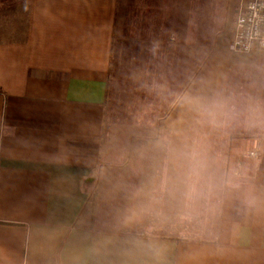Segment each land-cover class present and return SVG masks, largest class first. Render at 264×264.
<instances>
[{"label":"crops","instance_id":"crops-1","mask_svg":"<svg viewBox=\"0 0 264 264\" xmlns=\"http://www.w3.org/2000/svg\"><path fill=\"white\" fill-rule=\"evenodd\" d=\"M237 8L1 0L0 264H264V50H232Z\"/></svg>","mask_w":264,"mask_h":264},{"label":"built area","instance_id":"built-area-1","mask_svg":"<svg viewBox=\"0 0 264 264\" xmlns=\"http://www.w3.org/2000/svg\"><path fill=\"white\" fill-rule=\"evenodd\" d=\"M264 50V0H238L231 48L239 53ZM257 157L256 151L251 152Z\"/></svg>","mask_w":264,"mask_h":264},{"label":"rangeland","instance_id":"rangeland-1","mask_svg":"<svg viewBox=\"0 0 264 264\" xmlns=\"http://www.w3.org/2000/svg\"><path fill=\"white\" fill-rule=\"evenodd\" d=\"M5 1H7V0H2V2H5ZM0 2H1V0H0Z\"/></svg>","mask_w":264,"mask_h":264}]
</instances>
